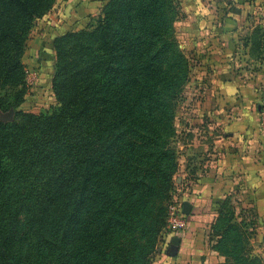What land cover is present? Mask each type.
<instances>
[{
	"label": "trees",
	"instance_id": "obj_1",
	"mask_svg": "<svg viewBox=\"0 0 264 264\" xmlns=\"http://www.w3.org/2000/svg\"><path fill=\"white\" fill-rule=\"evenodd\" d=\"M55 1L0 0V110L26 101V42ZM101 11L93 32L53 41L51 112L0 123V264H154L192 70L175 35L180 7L108 0ZM252 225L230 199L220 205L209 241L221 264H264Z\"/></svg>",
	"mask_w": 264,
	"mask_h": 264
},
{
	"label": "crops",
	"instance_id": "obj_2",
	"mask_svg": "<svg viewBox=\"0 0 264 264\" xmlns=\"http://www.w3.org/2000/svg\"><path fill=\"white\" fill-rule=\"evenodd\" d=\"M107 1L62 0L56 11L45 16L52 30L48 39L37 41L35 52L48 71L42 70L33 90L41 86L40 92L54 102V39L86 26ZM177 3L180 16L174 24L175 35L192 70L176 132L180 139H201V147L198 161H186L178 179L183 183L181 204L189 206L188 227L179 235L168 236L171 249L158 262L224 263L225 257L213 248L209 233L227 199L237 215L253 224L249 228L253 231L251 246L264 260V129L258 108L264 76V0ZM39 97L44 98L35 93ZM175 239L177 246L172 245Z\"/></svg>",
	"mask_w": 264,
	"mask_h": 264
},
{
	"label": "rangeland",
	"instance_id": "obj_3",
	"mask_svg": "<svg viewBox=\"0 0 264 264\" xmlns=\"http://www.w3.org/2000/svg\"><path fill=\"white\" fill-rule=\"evenodd\" d=\"M62 0H56L55 4L53 6V9L58 8V6L62 3ZM52 9V10H53ZM52 10L49 12L51 13ZM56 11V9L54 10ZM48 15V14H47ZM102 15V11L100 10L97 12L92 19L90 20L89 24L87 26H84L81 29H78L76 31L72 32H84V33H91L94 30H96L98 24L96 23L98 18ZM48 21L44 18H39L33 22V26L31 29V32L29 34V38L26 42L25 46V51H24V56L22 58V63L24 64L25 67V72L26 71H31V72H36L37 74V79H39V76L43 71H48V65H46V62L43 61L40 63L38 60L37 54H36V47H38L39 43L37 44V41H44L43 39H48V34L49 31L52 30L51 26L49 25ZM88 27V28H87ZM80 28V26L75 27ZM74 30V29H73ZM66 32V31H65ZM64 33V32H63ZM51 35V34H50ZM47 41V40H46ZM71 45L65 41L63 43V48L65 50L70 49ZM52 54L54 57V64L56 63V53L52 50ZM67 55L65 54V62L66 65L70 68L74 67L75 65H78L77 62L75 63L74 60L70 57H66ZM53 73H54V68H53ZM263 78V77H262ZM25 87L28 89V95L26 98V101L22 103L20 106L14 107H9L4 106L3 109L0 110V123L3 124H14L17 123L20 119L21 114L23 113H33L35 115H40V114H46L47 112H51V107H55L56 103L53 102V100H49V97H46L47 93L40 92L41 86L37 88L38 91H35V89L31 91V88H28L27 82L25 81ZM41 85V84H40ZM67 85V83H65ZM68 89V88H67ZM68 91V90H67ZM35 93L42 94L44 98H35ZM68 92H66V95ZM189 105V104H186ZM180 107V108H179ZM184 107L181 104L178 105L177 111H176V118L179 114L181 116V111L182 108ZM187 107V106H186ZM189 108V107H187ZM180 110V111H179ZM175 129H176V119H175ZM201 140V139H200ZM199 138H194V137H177V132H176V137H175V142L172 144L174 148V153H175V160L177 162V171L173 174L172 180H173V189L171 188L168 197L161 202V211H160V218H162V223L166 224L167 221V215H168V207L172 202H176L178 204H181L180 201V193L183 187L182 182H178L179 176L181 174V170L183 167L186 166V161L189 162L190 164L192 161H198V152L201 147V142ZM192 145V146H191ZM168 233H166V226L162 233L160 234L161 237V243L158 245L157 249V254L154 257V264H161L158 261H160V258H162L163 254L165 251H163V244L168 241ZM250 238V237H249ZM250 240V239H249ZM171 249V246H169ZM253 248V247H252ZM166 253V252H165ZM167 254V253H166Z\"/></svg>",
	"mask_w": 264,
	"mask_h": 264
},
{
	"label": "built area",
	"instance_id": "obj_4",
	"mask_svg": "<svg viewBox=\"0 0 264 264\" xmlns=\"http://www.w3.org/2000/svg\"><path fill=\"white\" fill-rule=\"evenodd\" d=\"M25 81L28 87L34 88L37 82L36 72L26 71ZM258 108L261 117V125L264 129V76L260 82L258 89ZM188 227L187 216L183 213L182 204H178L175 201L168 207V215L166 221V233L167 235H179L183 233ZM170 246V242L166 241L163 244V251H166Z\"/></svg>",
	"mask_w": 264,
	"mask_h": 264
},
{
	"label": "water",
	"instance_id": "obj_5",
	"mask_svg": "<svg viewBox=\"0 0 264 264\" xmlns=\"http://www.w3.org/2000/svg\"><path fill=\"white\" fill-rule=\"evenodd\" d=\"M183 213L187 216L189 214V206L187 204L182 205ZM172 245L177 246L178 245V239H175L172 241ZM175 254V253H173Z\"/></svg>",
	"mask_w": 264,
	"mask_h": 264
}]
</instances>
